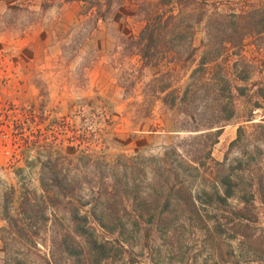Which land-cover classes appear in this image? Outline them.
I'll return each mask as SVG.
<instances>
[{"label":"rangeland","instance_id":"rangeland-1","mask_svg":"<svg viewBox=\"0 0 264 264\" xmlns=\"http://www.w3.org/2000/svg\"><path fill=\"white\" fill-rule=\"evenodd\" d=\"M37 1L39 0H10L14 7H21L13 10L15 17L20 16L24 22L32 21L34 17L27 9H33ZM58 4H64V2ZM113 5V14L115 13L118 17L125 13V18H128L129 22L133 15L137 17L138 12L144 20H152L160 15V9L153 2L142 0L135 3L128 0H115ZM262 5L264 6V0H189L181 14L169 21L167 27L163 28V22L160 23L161 30L158 32L155 47L151 50L152 62L166 57L162 55L168 50L167 39L164 36H167V31L175 25L181 28L193 27L196 36L192 40L191 46L193 43L194 46L203 47L205 50L211 47L209 44L202 45L205 26L208 27L211 37L214 38L215 44L212 47H215L216 50L222 48L220 44L227 42L226 34H229L228 27L231 22L238 23L241 33L245 31V35L239 42L238 36H235L233 51L230 47L225 51L221 49L222 55L226 51L232 52L233 56L230 59V65L226 64V71L230 70L235 77L231 78L232 86L245 87L248 104H243V98L233 94L234 116L231 121L222 124L224 128L217 144L210 150L212 159L217 163H223L222 167L214 168L216 175L235 168L237 162L242 160L243 163H248L255 173L258 171L264 177V140L258 141L257 134L251 131L250 125L242 124L257 104L262 109L253 113V119L256 122L262 120L261 115L264 113V101L256 96L257 90H260L264 96V35H246L247 32L244 28L248 20L231 19V16L238 15L247 10L246 8L263 7ZM86 6L94 7L89 4ZM96 10H98L97 7ZM250 10L251 8L245 12L248 13ZM199 14L204 15L200 25L196 24ZM118 20H122V17H118ZM132 23L134 24L133 21ZM133 28L136 32L139 31L137 26ZM133 28L132 30L135 31ZM189 43L185 39L173 42L176 52L182 57L189 52ZM144 44L140 33L137 35L136 45L137 47L143 45L141 53ZM24 53L26 56L32 57L27 47H25ZM235 60H238L237 63L232 65ZM0 63H3L2 59H0ZM147 64L149 63L146 62ZM236 77L243 79V82L236 81ZM220 88H224V86H220ZM48 95L46 92L37 94L24 92L23 101L20 102L18 98L21 93L19 94L15 90L7 91L6 88L2 93L1 100L16 103L14 105L23 111V115L17 120L14 115L9 116L7 127L0 133V264H15L14 259L18 260L20 264H92L99 258V255L90 252L88 247L84 246L83 239H76L67 217L68 210L71 211L73 207L79 210L80 216H87V208L81 207V204L90 200L92 194L97 192V188L104 185V182L99 179L105 177V164L115 163L118 159L122 163H126V159L132 157H161L166 147L177 146L180 140L194 136L192 131L203 130L207 128L208 122L211 120L215 122L218 116H223L215 112L220 105H226L199 104V112L195 117H191L196 104H189L186 112L190 116L178 119L179 122L183 120L182 129L184 132L182 134L167 136L169 140L162 138L160 144L155 140H152L151 143L149 141L144 148L138 149L140 152L131 154L118 152L117 148H113L116 143L109 141L113 131V117L107 104H84L77 100L71 105L68 112H63L59 108H50ZM195 121L196 125H193ZM236 122L241 123L239 126L244 128V133L241 135V141L233 144L235 139L231 141L232 129L236 127ZM180 127L178 126V128ZM201 136L203 135L199 137ZM206 144H209L208 139L197 140L193 147L184 148L183 154L186 153L188 157H193L198 155L202 149L205 152L208 150ZM202 145L205 146L202 147ZM129 148L127 142L121 144L120 147L124 151ZM246 170L244 175L249 173ZM54 177L62 183L63 190H60L54 183ZM133 177H136L135 173ZM135 181L139 183L140 187L143 186L145 184L144 175L139 174ZM4 198L7 199L12 216L19 220L27 219L24 214L22 215L21 210L28 207L27 214L38 224L41 222V218L50 220V223L53 220L59 222H56L48 230L47 227L50 223L45 229L22 228L29 236L33 232L38 233V236H32V242L36 243L35 248L30 244L24 245L23 241L11 245L9 237L6 236L7 225L2 219L1 210ZM72 204L74 205L72 206ZM59 224L63 227L61 228ZM252 226V232L264 230V216L259 215L257 222ZM63 232L68 235L67 241L70 248L77 251L72 258L67 257L59 247V237H56L55 234ZM98 234L102 233L98 232ZM260 242L262 243L260 247L264 249V242L262 240ZM196 246L193 247L195 251L198 250ZM130 258V255L120 254L118 248L114 247L111 258L108 261L101 259L100 264H145L143 258L135 257V263H131ZM228 264L233 263L229 261Z\"/></svg>","mask_w":264,"mask_h":264},{"label":"trees","instance_id":"trees-1","mask_svg":"<svg viewBox=\"0 0 264 264\" xmlns=\"http://www.w3.org/2000/svg\"><path fill=\"white\" fill-rule=\"evenodd\" d=\"M56 1L58 0H41V9L46 11ZM62 1L81 2L97 7V15L104 19L115 0ZM150 1L160 9V15L152 20L147 19L149 24L141 32V38L145 42L142 57L148 63L161 30L160 23L163 22V28L167 27L169 21L181 14L189 0ZM246 9L231 16V19L248 20L244 28L246 35H264V6ZM173 10L177 11L176 16L172 15ZM243 12L245 13L242 14ZM203 17V14H199L196 24L200 25ZM194 30L191 26L181 28L177 25L169 29L167 36H164L168 50L176 52L173 42L185 39L190 42L185 61L190 60L195 52L191 46ZM228 31L227 42L220 44L222 48L216 50L212 47L215 44L214 38L205 26L202 45L209 44L211 47L204 49L201 64L221 57V49L225 51L230 47L233 51L235 36H238L239 42L245 35V31L241 33L238 23L234 21L230 23ZM225 81L221 86H228V81ZM236 81L243 82V79L236 77ZM232 90L236 96L243 98V104H248L244 86H232ZM256 96L264 101L260 90H257ZM230 100L231 104L220 105L216 109L215 113L223 116H218L215 122H208L207 128L203 130L192 131L194 136L180 140L177 146L166 147L161 157H132L127 158L126 163L118 159L115 163L105 164V177L99 179L104 185L97 188L90 200L81 204V207L87 208V216H80L79 210L73 207L71 211L68 210L67 217L76 239H83L84 246L99 255L94 264H100L101 259L108 261L114 247L118 248L120 254L130 255L131 263H135V257H140L145 264H228L229 261L233 264H264V249L260 247V241L264 242V230H251L257 217L264 216L263 174L258 171L255 173L242 160L226 173L216 175L214 172V168L222 167L223 163L215 162L210 150L217 144L224 127L222 124L228 123L234 116V96ZM259 109L262 107L257 104L242 124L250 125L251 131L256 132L258 141H261L264 140V113L261 115L262 120L256 122L253 119V113ZM236 124L238 127L233 144L241 141L244 133V128L239 126L241 123ZM200 135L203 136L199 137ZM200 139H208V150L203 152L202 149L193 157L183 154L184 148L193 147L195 141ZM245 169L249 172L248 175H244ZM134 173L136 177H133ZM139 174L144 175L145 181L141 187L135 181ZM53 180L63 190L62 183L55 177ZM27 209L28 207L21 210L27 219L19 220L12 216L7 199L4 198L2 219L7 225L6 236L11 245L23 241L24 245L30 244L35 248L32 236L36 237L38 233L33 232L29 236L22 228L45 229L50 220L41 218L38 224L27 214ZM56 222L59 221H51L47 230ZM65 232L55 235L59 237V247L67 257L72 258L77 251L70 248ZM195 245L197 251L193 249ZM14 262L20 264L16 259Z\"/></svg>","mask_w":264,"mask_h":264},{"label":"crops","instance_id":"crops-1","mask_svg":"<svg viewBox=\"0 0 264 264\" xmlns=\"http://www.w3.org/2000/svg\"><path fill=\"white\" fill-rule=\"evenodd\" d=\"M59 2L62 0L43 11L41 0L37 1L33 9H27L34 19L24 22L13 13L21 7H14L10 0H0V69L7 79V91L21 93L20 102L24 92H46L50 108L63 112H68L77 100L107 104L113 117L109 141L116 143L113 148L118 152L131 154L140 152L138 149L149 141L160 144L162 138L169 140L167 136L182 134L183 120L178 119L189 116V104H196L191 117L199 112V104H231L235 93L233 75L226 71L232 58L230 51L201 64L204 48L192 43L195 52L188 61L167 50L162 54L167 58L151 59L146 65L143 50L141 53L143 45L137 47L136 43L137 35L149 21L139 12L131 22L125 13L120 14L119 21L112 5L101 19L96 7ZM176 14L173 10L172 15ZM139 19L142 20L138 22ZM25 47L32 57L25 55ZM225 80L228 86L221 89ZM235 126L231 141L236 139L238 125ZM124 142L130 147L126 151L120 149Z\"/></svg>","mask_w":264,"mask_h":264},{"label":"built area","instance_id":"built-area-1","mask_svg":"<svg viewBox=\"0 0 264 264\" xmlns=\"http://www.w3.org/2000/svg\"><path fill=\"white\" fill-rule=\"evenodd\" d=\"M3 72L4 70L0 69V133L7 127L9 116L14 115L17 120L18 117H22L23 115V111L14 105L16 103L1 100L7 81Z\"/></svg>","mask_w":264,"mask_h":264}]
</instances>
